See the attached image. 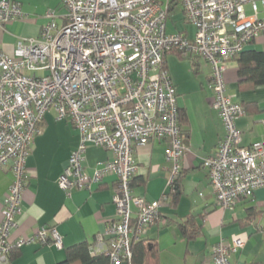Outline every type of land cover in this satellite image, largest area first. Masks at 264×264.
I'll return each mask as SVG.
<instances>
[{
  "label": "built area",
  "instance_id": "2783aa9c",
  "mask_svg": "<svg viewBox=\"0 0 264 264\" xmlns=\"http://www.w3.org/2000/svg\"><path fill=\"white\" fill-rule=\"evenodd\" d=\"M173 1L195 26L193 38L166 30L172 0H61L66 13L47 9L38 37L20 38L13 55L0 49V170L9 167L13 173L1 211L0 264H8L12 251L26 244L62 246L54 227L9 239L22 209L25 160L50 109L80 136L58 177L60 189L70 196L74 189L92 190L105 176H116V215L96 234L93 250L108 255L110 264H132L133 241L145 227L166 223L159 209L163 198L146 202L132 193L131 182L137 171L134 147L152 138L169 139L170 189L180 173L187 147L175 85L164 63L169 51L200 57L210 66L212 106L225 132L203 166L217 206L233 207L264 187V140L240 145L235 120L245 109L227 93L224 80L226 62L264 33V16L258 15V3L264 7V0ZM16 18H28L20 2L0 0V26ZM88 145L111 155L91 174L84 167ZM244 242L240 237L229 243L220 239L212 246L214 263L232 264L231 255Z\"/></svg>",
  "mask_w": 264,
  "mask_h": 264
},
{
  "label": "crops",
  "instance_id": "0c3cea01",
  "mask_svg": "<svg viewBox=\"0 0 264 264\" xmlns=\"http://www.w3.org/2000/svg\"><path fill=\"white\" fill-rule=\"evenodd\" d=\"M16 1L28 18H16L0 26V49L9 55L14 54L20 38L39 36L47 21L44 17L47 9H54L58 15L66 13L61 0ZM261 8L263 14L258 15L263 17L264 7ZM166 30L193 38L196 29L184 19L181 6L173 3L169 6ZM254 50H264V33L228 60L224 72L227 93L245 109L235 120L242 146L264 140V84L255 85L238 77V58L248 57ZM164 62L175 85L187 148L180 160L181 174L172 190L166 183L169 164L165 149L169 139L152 138L134 147L137 171L132 177V193L146 202L163 198L159 209L166 219L164 224L156 222L145 227L140 237L157 248L158 264H215L212 246L220 239L229 243L235 237L245 242L241 250L231 255L232 264H264V187L257 188L251 198L233 207L221 208L216 204L203 166V159L215 153L218 140L225 132L223 121L212 106L210 66L200 57L177 51L167 52ZM79 137L78 129L67 120H58L53 109L44 114L40 132L25 160L22 209L9 239L31 236L41 226L54 227L62 237V246L26 244L12 251L8 264H57L65 258L68 247L80 242L92 243L96 234L115 218L112 201L117 186L115 175L105 176L92 190L74 189L70 196L58 186V177ZM110 156L106 149L88 145L84 160L86 172L91 174L98 162ZM12 181L9 167L0 170V221L3 201ZM187 218L198 228L197 236L190 240L179 228V222Z\"/></svg>",
  "mask_w": 264,
  "mask_h": 264
},
{
  "label": "trees",
  "instance_id": "16d2710c",
  "mask_svg": "<svg viewBox=\"0 0 264 264\" xmlns=\"http://www.w3.org/2000/svg\"><path fill=\"white\" fill-rule=\"evenodd\" d=\"M173 3L174 1L172 0L171 4ZM238 62H239L238 77L240 80H248L255 85L264 84V50H254L253 52H251L250 56L248 57H239ZM179 126L183 133L180 116H179ZM181 169L182 168L180 164L179 176L181 174ZM179 228L182 234L188 240L195 238L198 234V228L195 222L191 220V218H187L179 222ZM93 242L92 243L80 242L68 247L66 249L65 258L59 261L57 264H110L108 255H106L103 252L95 251L92 249L91 246L93 245ZM157 254H158L157 248L153 246V244L147 243L146 240L142 237H139L138 239L134 240L132 243V259H131L132 264H158Z\"/></svg>",
  "mask_w": 264,
  "mask_h": 264
},
{
  "label": "rangeland",
  "instance_id": "374dc122",
  "mask_svg": "<svg viewBox=\"0 0 264 264\" xmlns=\"http://www.w3.org/2000/svg\"><path fill=\"white\" fill-rule=\"evenodd\" d=\"M258 7H259V15H262L263 14V11L261 10L262 8L260 6V3H258ZM63 10L66 11V9H64V8H63ZM246 13L247 14L251 13V10L246 8Z\"/></svg>",
  "mask_w": 264,
  "mask_h": 264
}]
</instances>
